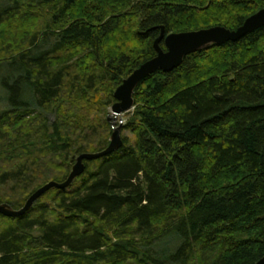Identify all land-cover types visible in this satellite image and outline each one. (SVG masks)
<instances>
[{"label": "trees", "instance_id": "obj_1", "mask_svg": "<svg viewBox=\"0 0 264 264\" xmlns=\"http://www.w3.org/2000/svg\"><path fill=\"white\" fill-rule=\"evenodd\" d=\"M261 9L264 0H0V205L21 209L64 182L79 155L108 147L114 91L155 56L161 27L233 31ZM35 17L44 27L31 31ZM123 131L122 147L84 160L68 188L0 215V264L264 257V27L142 80Z\"/></svg>", "mask_w": 264, "mask_h": 264}, {"label": "water", "instance_id": "obj_2", "mask_svg": "<svg viewBox=\"0 0 264 264\" xmlns=\"http://www.w3.org/2000/svg\"><path fill=\"white\" fill-rule=\"evenodd\" d=\"M264 27V9L248 17L237 29L230 31L224 27L216 26L209 29L198 31L169 34L164 36L163 28H160V34L153 43L155 56L149 61L143 63L134 70L120 86L114 91L115 103L110 109L107 122L114 124L115 118L121 114L133 109V93L136 86L145 78L156 71L170 72L180 66L183 59L195 52L204 50L212 45L220 46L227 42H236L246 34ZM163 42L164 49L160 43ZM108 147L98 153H84L79 155L71 168L66 180L62 183L50 181L41 188L37 189L25 201L23 207L19 210H13L7 204L0 205V215L6 218H17L28 212L33 204L51 189L62 190L68 188L73 181L81 176L85 166L83 161H91L108 156L119 150L123 143L120 136L121 126L112 128ZM255 264H264L262 257Z\"/></svg>", "mask_w": 264, "mask_h": 264}, {"label": "rangeland", "instance_id": "obj_3", "mask_svg": "<svg viewBox=\"0 0 264 264\" xmlns=\"http://www.w3.org/2000/svg\"><path fill=\"white\" fill-rule=\"evenodd\" d=\"M44 23H45V20H44ZM44 23H43V20H42V18L40 19V18H38V17H35V18H33V20L29 23V24H27V25H25V27L27 28V29H29V30H35V31H38V30H40L42 27H44ZM17 48H19V47H17V45H15V54H18L17 52H18V49ZM21 51V50H20ZM6 102H5V95H4V92H3V90L0 88V111H2V110H4V109H6ZM110 109L111 108H109L108 109V115L110 114ZM133 112V109H131L129 112H126V113H123V114H121L115 121H114V127H118V125L119 126H121V131H120V136H123V135H128V133L127 132H124L123 131V126H125V124H126V122H127V120L129 119V117H130V114ZM129 114V115H128ZM51 120H52V118H51ZM108 124H109V127H110V129H111V124L108 122ZM172 241H168L167 243H166V248H169L168 246L169 245H171V244H169V243H171ZM166 250V249H165Z\"/></svg>", "mask_w": 264, "mask_h": 264}, {"label": "built area", "instance_id": "obj_4", "mask_svg": "<svg viewBox=\"0 0 264 264\" xmlns=\"http://www.w3.org/2000/svg\"><path fill=\"white\" fill-rule=\"evenodd\" d=\"M117 118H118V117H117ZM117 118H115V120H116ZM115 120H114V121H115ZM118 126H119V125H118ZM112 128L114 129V128H116V127H114V125H113V126L111 127V129H112Z\"/></svg>", "mask_w": 264, "mask_h": 264}, {"label": "bare ground", "instance_id": "obj_5", "mask_svg": "<svg viewBox=\"0 0 264 264\" xmlns=\"http://www.w3.org/2000/svg\"><path fill=\"white\" fill-rule=\"evenodd\" d=\"M163 44V43H162ZM164 49V48H163ZM117 127V126H116ZM258 262V261H257Z\"/></svg>", "mask_w": 264, "mask_h": 264}]
</instances>
